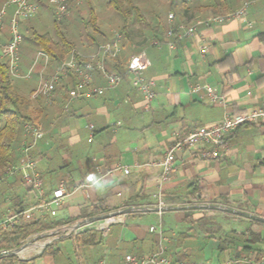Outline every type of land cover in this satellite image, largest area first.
Here are the masks:
<instances>
[{"label": "crops", "instance_id": "obj_1", "mask_svg": "<svg viewBox=\"0 0 264 264\" xmlns=\"http://www.w3.org/2000/svg\"><path fill=\"white\" fill-rule=\"evenodd\" d=\"M222 1L199 0L198 9L182 21L190 24L198 17L226 14L247 0ZM261 32L264 0H257L249 6L246 17L202 24L196 35L184 37L175 49L152 45L154 39H164L166 32L158 38L143 35L139 41L124 39L123 51L115 61L118 69L125 68L131 55L141 50H146L150 59L145 75L156 80V96L149 109L144 108L143 95L129 78L102 95L70 100L75 80L74 84L61 87L51 103L44 97L33 99L42 108L41 125L46 131L35 151L44 180V196L52 198L62 180L67 182L69 195L50 209L32 208L39 201L18 175L4 182L0 204L2 210L7 205L28 209L15 229L22 225L37 227L35 222H42V231L29 237L48 236L46 246L52 249L50 257L43 258L45 252L35 258L36 264H74V259L53 244L75 243L78 249L81 242L77 237L87 230L95 234L96 240L85 245L90 252L87 256H79L84 264H98L103 259L107 264H123L128 253L146 255L158 249L160 234L149 230L158 224L163 226L166 252L174 258V250H182L180 243H200L195 226L203 213L218 216L214 234L207 232L208 239H203L211 247L205 264H219L233 256L227 249L220 252V241L253 243V233L264 236V120L226 134L218 158L210 156L215 147L209 143L178 152L174 171L162 185L166 208L161 215L156 212L161 168L153 164L176 135L184 137L195 128L221 121L227 113L261 105ZM111 37L103 35V41ZM203 41L209 48L205 57L200 53ZM23 53L26 55L24 50ZM35 56L32 50L22 57V72L29 70ZM109 64L114 71L113 62ZM42 69L40 63L31 78H12L17 91L30 97ZM54 70V66L47 68L45 75L49 77ZM68 81L70 76L60 82ZM196 83L214 86L225 97V103L211 101L205 90L194 91ZM105 84L96 72L93 86ZM23 138L22 130L20 143ZM117 163L129 166L130 172L105 173ZM51 209L57 210L56 215L51 214ZM110 213H125V221L112 223L106 235L95 227L97 221L77 232L60 231L82 219ZM170 245L173 251H167Z\"/></svg>", "mask_w": 264, "mask_h": 264}, {"label": "built area", "instance_id": "obj_2", "mask_svg": "<svg viewBox=\"0 0 264 264\" xmlns=\"http://www.w3.org/2000/svg\"><path fill=\"white\" fill-rule=\"evenodd\" d=\"M42 0H5L0 7V59L3 60L12 77L31 78L35 68L42 63L43 69L39 72V80L36 88L32 91L30 97L32 99L44 97L47 102L51 103L55 96L56 85L70 73H74L76 83L71 92L70 100L79 99L84 95H102L106 89L117 87L126 78H129L132 85L141 91L143 95L144 108L149 109L151 103L156 96L155 86L156 80L148 78L145 71L150 67L151 62L147 56L146 50H141L131 55L124 70L112 71L107 67V61L119 58L123 51V33L119 30H113V38L102 42L98 49L85 54L71 49L67 57H65L55 68L54 72L49 76L44 75L50 63V56L47 52L39 50L36 53L35 59L27 72H22L20 66V46L23 42L24 36L21 31V23L33 17L40 9ZM55 9V14L59 20H63L70 13V8L67 0H48ZM192 1V0H187ZM257 0H247L241 7L235 11L226 14H213L207 17H198L193 23H186L182 21L178 24L177 30L170 27L164 39H154L152 45L162 47L167 45L170 49H175L178 42L186 36L196 35L198 27L202 24L224 23L231 19L246 17L249 6ZM80 3V2H78ZM176 19V14L170 12L168 21L173 23ZM252 25V22H248ZM8 29L9 33L7 40L3 41L1 35L4 29ZM200 53L205 57L208 53V44L201 42ZM98 72L105 79L106 84L100 86H93L94 75ZM194 91L205 90L211 101L225 103V97L219 93L214 86L207 84L196 83L193 85ZM264 120V100L261 105L246 110L240 113H227L224 118L209 126H200L193 129L184 137L176 135L173 143H171L164 151L162 157L153 164L161 168V175L159 178V204L156 206V212L162 214L166 208V203L162 195V185L165 181L170 179L174 171V163L176 161L177 153L187 148H192L200 143H209L214 145V150L211 151L210 156L213 158L220 157L219 147L225 144V136L248 123H254ZM121 122H118L120 125ZM24 138L19 147V151L23 155L21 163L16 165H9L3 171H0V190L6 180L21 175L26 186L30 187L35 193L39 203L32 208H46L50 209L52 204H59L66 196L69 195L67 189V182L60 181L57 188L53 190L52 198L46 199L44 196V180L39 169L38 160L35 156L40 141L45 137L46 131L41 124L26 121L23 125ZM92 140V137L89 139ZM115 172H123L128 174L130 168L122 163H117L113 167L108 168L105 173L113 174ZM28 209H19L14 206L7 205L1 208L0 204V235L8 234L20 224ZM57 210L51 209V214L56 215ZM125 213H118L111 215L102 220H98L95 227L100 229L104 235L108 233L109 226L112 223L124 222ZM149 230L158 232L160 234V242L158 249L151 254L137 255L134 253L126 254L123 264H187L184 261H174L171 255L166 252L164 244L165 237L163 236V226L151 225ZM63 233H72L69 227L60 230ZM75 232V231H73ZM30 241L25 242L21 249L16 254L19 255L20 260H27V264H36L34 258L41 254L46 246V241L39 243L35 241L38 237L33 235ZM41 236V235H39ZM28 237L27 239H29ZM26 239V240H27ZM32 247L30 251H36L34 256L23 258L28 248ZM5 254H8L6 252ZM247 262L250 264H264V255L256 259L254 255L244 256L240 259H231L229 264L239 262ZM84 264L80 258L78 263ZM98 264H107L103 259ZM205 264V263H200Z\"/></svg>", "mask_w": 264, "mask_h": 264}, {"label": "trees", "instance_id": "obj_3", "mask_svg": "<svg viewBox=\"0 0 264 264\" xmlns=\"http://www.w3.org/2000/svg\"><path fill=\"white\" fill-rule=\"evenodd\" d=\"M5 0H0V7L4 3ZM68 3L72 2L74 4L75 0H67ZM136 0H107L108 8H112L113 11V21L116 24L117 30L123 33V39L133 40L134 36L132 31L128 28V19L129 16L134 13L136 18L145 22L146 19L143 13L140 10V7L135 3ZM226 2V0L222 1V3ZM86 7L90 9L91 18L89 20H85L83 17L84 8L82 6H76L75 13L78 16L76 19L77 22L74 23L73 17L64 18L63 20H59L55 14V9L53 5L46 0V2L41 1L40 8L45 10V14H50L54 20V29L52 32H40L29 22L32 18H29L21 23V31L23 33L24 39L20 46V56L22 59L23 49L26 53L30 51L38 52L39 50H43L48 53L50 56L49 67L57 65L67 57L68 53L72 48H75L79 45V38L77 37L73 29L78 24V21L83 24V31H86L89 25L93 26V29L106 36V34L97 26V17L93 13V5L91 0H85ZM125 3V5H124ZM199 0H169L168 8L173 10L176 14V19L173 23H170L167 19L162 18V16L154 15L153 19H158L154 24L149 22L148 25L153 29V36L160 37L161 33L166 32L170 27L175 28L177 30V26L180 22H182L183 17L186 15H190L191 11H195L198 9ZM75 17V16H74ZM119 17L122 19L121 24H117V20ZM168 18V16H166ZM75 19V18H74ZM163 22V23H162ZM76 24V25H75ZM153 24V25H152ZM78 26V25H77ZM164 27L166 30H162ZM88 36L94 41L96 47L94 49L97 50L99 45L102 43L100 37L96 36L93 33H90L87 30ZM260 38L264 40V32L260 33ZM1 39L6 41L7 38L4 35H1ZM111 39V38H110ZM108 39V40H110ZM162 39V38H161ZM27 40H30L31 43L28 45L26 43ZM146 42V40H143ZM87 54V53H85ZM118 59V58H117ZM107 61V67H111L109 63L113 62L114 71L122 72L123 69H118V65L115 63L117 60ZM21 66V60H20ZM48 76V75H46ZM50 76V75H49ZM76 80L75 74L70 73V81L68 83L59 82L57 84L55 95L61 87H68L72 83L74 84ZM71 83V84H70ZM35 105V101L31 99L28 95L20 93L17 91L15 86L12 83V77L9 74L8 67L6 63L0 59V171H3L9 165H16L22 162L23 155L19 151L20 147V139L21 133L23 130V125L26 121H30L33 123L41 124L42 123V108L40 106ZM23 180V179H22ZM6 182V181H5ZM29 189H31L29 187ZM7 190L3 189V193H6ZM201 195H203L201 193ZM20 208H22V204L20 203ZM38 224L37 227H29L28 225H22L18 230V235L20 238H28L31 234L41 232L42 231V222H35ZM81 234V233H80ZM242 233H236L235 235H239ZM244 235V234H242ZM253 243L248 241L249 243H225V241H220L218 244L220 252L223 253L226 249L233 254L230 259L223 261L219 264H229L228 261L231 259H240L244 256L254 255L256 259L260 258L264 255V236L253 233ZM78 242L83 244H88V242H94L96 240V236L94 233H90L88 230L84 231L82 235L77 237ZM49 246V245H48ZM46 246L44 254L49 247ZM174 247L172 245L167 248V251H173ZM183 249L180 251L174 250V261H184L189 264H193L192 258H189L188 251ZM37 255L35 258H37ZM126 256V255H125ZM34 258V259H35ZM125 258V257H124ZM206 259H208L206 257ZM195 262V261H194ZM21 264H27V260L21 261ZM235 264H250L247 262H239Z\"/></svg>", "mask_w": 264, "mask_h": 264}, {"label": "rangeland", "instance_id": "obj_4", "mask_svg": "<svg viewBox=\"0 0 264 264\" xmlns=\"http://www.w3.org/2000/svg\"><path fill=\"white\" fill-rule=\"evenodd\" d=\"M48 1V0H47ZM42 2H46V0H42ZM80 2V3H78ZM92 5H93V13L97 17V26L106 34L107 37L112 36L111 39L113 38V30H117L116 24L113 21L112 15L113 11L112 8H108L107 6V0H91ZM135 3L140 7L141 12L143 13L146 21L141 22L139 21L135 14L132 13L129 16L128 19V28L132 31L133 36H134V41L142 39L143 35L149 36L150 38H153V29L148 25L149 22H152L153 24L158 20V19H153L154 15L157 16H162V18L167 19L166 16L169 15L170 12H174L173 10L168 8L169 5V0H136ZM69 8H70V13L66 18L73 17L74 23L77 22L78 19H76L78 16H76L75 13V8L76 6H82L84 8L83 17L87 21L91 18L90 14V9L86 7L85 0H75L74 4L72 2H69ZM125 5V3H124ZM175 13V12H174ZM75 16V17H74ZM75 18V19H74ZM149 21V22H148ZM30 23L36 29L40 32H47L51 31L54 29V20L53 17L48 14H45V10L40 8L38 12L29 20ZM117 24H121L122 19L119 17V20H117ZM163 23V22H162ZM152 24V25H153ZM76 25V24H75ZM78 25V26H77ZM73 32L77 37L82 36V38H79V45L75 47L76 50H79L80 52H87V51H92L95 49L96 45L94 41L88 36L87 30L90 33L95 34L96 36L100 37V39L103 41V34L96 32L93 29L92 25H89L86 31H83V24H81L80 21H78ZM162 30H166L164 27L161 28ZM6 33L8 35L9 31L8 29H4L2 35ZM124 40V39H123ZM122 40V44H123ZM26 43L29 45L31 43L30 40H27ZM73 49V48H72ZM24 50V49H23ZM31 52V51H30ZM26 53V51H25ZM30 54H28L29 56ZM27 56L23 53L22 57ZM48 68V67H47ZM46 72H44L45 75ZM46 76V75H45ZM12 77V76H11ZM15 78V77H12ZM30 95V94H29ZM31 98V97H30ZM32 99V98H31ZM38 99V98H37ZM218 216H209L206 213H203L201 215L200 220L198 221L199 223L195 226L196 230V235H198V238H200V243H180V246L185 248L186 251H188L189 258H192L191 260L193 261H201L202 263H205L206 261H209L206 259V255L209 256L208 254L211 251V247L209 246L210 243L204 241L203 239L207 238L205 234L209 232L210 234H214L215 231V222H217ZM22 224H25L23 222ZM160 225V224H158ZM19 230L15 229L13 232L8 233V234H3L0 235V264H21L20 257L16 253L12 254H5L6 252L12 251L14 249H17L21 247L22 245L25 244V242L30 241L33 237L31 236L29 239L27 238H20L18 235ZM38 237L35 238V241L42 243V241H45L48 236H45L42 238V235L39 236L36 234ZM27 239V240H26ZM208 239V238H207ZM53 247H59L61 248V252L70 258L72 260L74 259L75 262L74 264L78 263L79 261V256L82 255L83 257L87 256L90 252H88V248L85 246L83 243H79V248L77 249V246L75 243H54ZM46 248V247H45ZM44 248V250H45ZM52 249L49 248L46 253L42 256L43 258L50 257L51 252L50 250ZM44 250L42 252H44ZM185 251V252H186ZM36 251H29L28 253L24 254L23 258H28L31 256H34ZM40 255V254H39ZM194 258V259H193ZM85 259V258H84ZM193 261V262H194ZM187 263V261H186ZM189 264V263H187Z\"/></svg>", "mask_w": 264, "mask_h": 264}, {"label": "water", "instance_id": "obj_5", "mask_svg": "<svg viewBox=\"0 0 264 264\" xmlns=\"http://www.w3.org/2000/svg\"><path fill=\"white\" fill-rule=\"evenodd\" d=\"M198 206H202V205H198ZM209 206H211V205H203V207H209ZM115 214H118V213H110V214L101 215V216H97V217H91V218L82 219L81 221H79V222H77V223H75L73 225H70L68 227L71 229L72 232L73 231L77 232L80 228H82L84 225H86L88 223L95 222V221H98V220H102L104 218H107V217H109L111 215H115ZM22 246L17 248V249H14L12 251H9L8 254L17 253L18 250L22 248Z\"/></svg>", "mask_w": 264, "mask_h": 264}, {"label": "bare ground", "instance_id": "obj_6", "mask_svg": "<svg viewBox=\"0 0 264 264\" xmlns=\"http://www.w3.org/2000/svg\"><path fill=\"white\" fill-rule=\"evenodd\" d=\"M33 248L32 247H30V248H28L25 252H28V251H30V250H32Z\"/></svg>", "mask_w": 264, "mask_h": 264}]
</instances>
